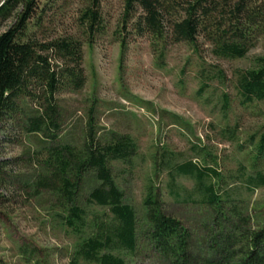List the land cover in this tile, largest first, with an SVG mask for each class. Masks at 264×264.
<instances>
[{
  "label": "rangeland",
  "instance_id": "374dc122",
  "mask_svg": "<svg viewBox=\"0 0 264 264\" xmlns=\"http://www.w3.org/2000/svg\"><path fill=\"white\" fill-rule=\"evenodd\" d=\"M6 1L0 0V7ZM89 3L37 0L28 37L40 43L69 38L81 42L86 84L57 95L63 119L60 141L80 146L92 116L98 137L133 138L137 155L112 167L125 202L136 211L139 244L135 253L122 248L116 254L126 264H162L145 238L148 190L154 189L166 212L191 229L199 246L205 228L212 225L213 210L198 197L185 201L196 185L192 178L179 176L173 182L180 193V201L176 200L170 188L171 169L189 162L203 170L217 169L229 183L223 191L238 188L240 174L251 173L264 135V101L245 103L237 81L241 73L257 68L264 43H257L242 59L218 56L203 37L196 45L161 43L156 48L148 36L123 28L124 0L101 1L106 30L90 43L81 24ZM23 9V3L17 2L11 14L0 20V34L14 25ZM50 60L54 66L63 63L54 55ZM20 103L22 113L0 124V162L29 163L7 170L12 172L10 181L17 187L28 185V191L0 202V264H72L76 246L89 231L83 234L68 228L53 193L35 192V177L42 170L32 162L48 143L41 134L25 132L27 119L39 115V105L29 100ZM258 168L264 171V163ZM99 185L89 176L84 198ZM240 193L236 200L242 201L244 212L249 210L245 216H254L257 223L264 220L260 219L264 187L253 193L242 188ZM89 208L101 215L105 211Z\"/></svg>",
  "mask_w": 264,
  "mask_h": 264
},
{
  "label": "trees",
  "instance_id": "16d2710c",
  "mask_svg": "<svg viewBox=\"0 0 264 264\" xmlns=\"http://www.w3.org/2000/svg\"><path fill=\"white\" fill-rule=\"evenodd\" d=\"M101 1L90 0L81 16L90 43L106 30ZM17 2H22L24 9L14 25L0 34V124L22 113L21 101L39 105V115L27 119L25 127L26 133L41 134L48 143L33 162L30 160L42 170L35 177L34 190L53 193L68 228L76 233L89 231L76 246L72 264H126L116 252L138 250L139 223L136 211L125 202L116 184L112 164L131 161L137 155V143L129 135L98 137L93 116L80 146L61 143L63 119L57 95L85 86L83 46L73 38L48 43L30 39L29 22L38 8L37 0L6 1L0 7V20L11 14ZM122 22L123 28L148 36L156 48L161 43L196 45L203 37L218 56L242 59L257 43H264V0H124ZM53 55L63 63L52 65ZM257 63V68L241 73L237 81L245 103L264 101V57ZM225 100L227 103L228 97ZM23 163L29 164L22 159L0 162V202L28 191V185L12 183V172L7 171ZM263 163L264 135L253 170L241 173V185L231 191L222 190L229 183L217 169L203 170L193 162L173 166L170 188L176 200L180 201V193L173 182L179 176L192 178L196 185L185 201L198 197L213 210L212 225L205 228L199 246L198 237L166 212L164 202L150 188L145 200V238L161 263L264 264V220L257 223L254 216L246 217L249 210L244 212L242 201L236 200L242 188L253 193L264 187V171L258 168ZM89 176L100 185L84 198L82 190ZM92 205L105 210L103 215L92 212Z\"/></svg>",
  "mask_w": 264,
  "mask_h": 264
}]
</instances>
